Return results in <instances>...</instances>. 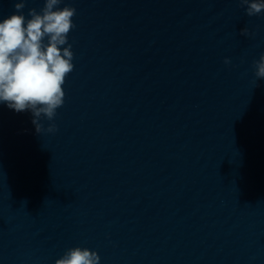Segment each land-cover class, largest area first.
I'll return each instance as SVG.
<instances>
[{
    "label": "clouds",
    "instance_id": "obj_1",
    "mask_svg": "<svg viewBox=\"0 0 264 264\" xmlns=\"http://www.w3.org/2000/svg\"><path fill=\"white\" fill-rule=\"evenodd\" d=\"M61 2L45 0L40 13L34 8L29 9L31 18L26 20L21 11L25 8V0H19L14 4L16 12L0 22V103H6L17 113L30 111L37 133L42 131L40 118L53 120L56 110L63 105V85L74 68L68 34L75 27L72 18L76 9L71 6L59 8ZM240 5L247 6L249 17L264 11V0H240ZM241 35L252 34L243 28ZM66 44L67 47H62ZM224 63L229 64L230 60L225 58ZM253 68L257 80L264 78V54L253 62ZM56 130L55 124L47 128L50 133ZM99 262L100 257L95 251L74 247L66 250L55 264Z\"/></svg>",
    "mask_w": 264,
    "mask_h": 264
}]
</instances>
